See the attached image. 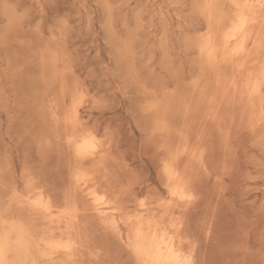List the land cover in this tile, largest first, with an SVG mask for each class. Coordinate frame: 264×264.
I'll list each match as a JSON object with an SVG mask.
<instances>
[{
	"label": "rangeland",
	"instance_id": "rangeland-1",
	"mask_svg": "<svg viewBox=\"0 0 264 264\" xmlns=\"http://www.w3.org/2000/svg\"><path fill=\"white\" fill-rule=\"evenodd\" d=\"M204 2L0 0V235L21 243L9 264H150L132 246L138 218L174 231L194 264H264V21L248 58L225 59L235 9L214 0L208 16ZM84 135L95 153L75 154ZM66 237L72 254L46 262L43 239Z\"/></svg>",
	"mask_w": 264,
	"mask_h": 264
},
{
	"label": "bare ground",
	"instance_id": "bare-ground-1",
	"mask_svg": "<svg viewBox=\"0 0 264 264\" xmlns=\"http://www.w3.org/2000/svg\"><path fill=\"white\" fill-rule=\"evenodd\" d=\"M213 2H214V0H205V2L203 3L204 4L203 9L206 13H208V16H209V14L211 16ZM229 2H231V4L233 5L235 10H234L232 20L230 21V24L227 27V29L224 33V36H223L225 43H226V47L224 49L225 51L223 54L225 56V59L235 58V57H238L240 55L248 58L250 54L247 50V44L249 43V41L252 39V37L254 35L253 34V28L255 26H259L264 21V8H262L260 6L261 0H229ZM259 28L262 30L263 26L261 25V27H259ZM210 31H212V30H210ZM255 35H256V33H255ZM260 38H261V36H260ZM204 41H205V44L201 47V50H202V52H205L207 54L206 56H208L209 59H212L214 61V59H216V52H217L214 34L212 32L211 33L209 32V34L206 35V39L204 38ZM256 41H257L256 42V44H257L260 40L258 41L256 39ZM257 55H258V53H257ZM242 60H244V58ZM213 61H212V63H213ZM242 62H241V64H242ZM208 63H209V60H208ZM254 63H256V62H254ZM252 65H253V63H252ZM261 66H263V64H261ZM239 70H240V67H239ZM257 71H255V73H257ZM258 72L260 73V71H258ZM250 74H252V73H250ZM263 76L261 77V79L263 78ZM252 77H253V75H252ZM252 77H251V79H252ZM251 79H250V81H251ZM257 81H259V80H257ZM260 82L261 81H259L258 84H260ZM245 83H247V84H245L247 87L248 82L246 81ZM251 83H252V81H251ZM233 84H235V83H233ZM259 87H261V84L259 85ZM247 88H246V90H247ZM236 89H237V86H236ZM248 90H249V88H248ZM257 91H260V90H257ZM246 92L248 93V91H246ZM253 92L252 93L250 92V94L252 95ZM256 93L257 92H255L254 95ZM256 95H258V93ZM69 140H72V139L70 138ZM98 147H99V144H98V142L94 136L84 135L76 141V147L75 148H76V151L78 153H75V154L83 155V154H85V152H89V151L95 153V151L98 149ZM164 168H165V171L167 174L166 176L168 177V179H166V180L171 183V185L170 184L169 185L171 186L170 190H171L172 194L177 196L178 198H181L182 201H184L183 199L187 200L188 199L187 197H191L192 195H191V193L188 192V189L186 188V186L183 183H181L180 181H177L176 175L178 173H175L172 166L169 163L168 164L165 163ZM180 179L181 178H179V180ZM93 196L95 197V198L93 197L94 201H97L96 204H98V201H101L104 199L103 195L102 196L96 195L95 192H93ZM89 197H90V195H89ZM187 201H189V199ZM37 202L38 203L36 205L39 206L42 210H44L45 213L46 212H48V214L50 213L49 217L51 219H55V221H57L58 223H61L62 215L54 214L50 211L51 210L50 201H49L48 197H46L43 193H41V191H40V200H38ZM99 203H101V202H99ZM187 204H188V202H187ZM163 210H164V208H163ZM115 213H116V211H115ZM64 215H65V213H64ZM146 218H148V217L146 216ZM45 220H48V219L46 218ZM136 221H137V218H136ZM20 222H22V221H20ZM154 222L142 220V218H141V220H139V218H138V222L135 224V226L133 228V236H132L133 249L135 250L136 246L139 245L142 249V254L140 256L144 260L148 261L150 264H170L172 257H171V254L169 252V249H174L176 253L180 254L181 259L188 258L190 260V264H194L192 256L190 254L186 253L182 249L181 245L179 244L180 240H177L174 231H171L170 229L165 228V227L162 228L157 223H154ZM50 224L51 223H49L48 225L50 226ZM57 225H59V224H57ZM115 225H116V223H115ZM173 225L176 226L175 223L172 224L171 226L173 227ZM23 226H25V225H23ZM68 228H69V225H68ZM174 228L175 227H173V229ZM19 230H20V228H19ZM138 234H139V236H138ZM49 235H50V233H49ZM126 235H127V233H126ZM41 237H42V235H41ZM66 238H67L66 240H60L59 238L58 239H55V238L43 239L44 241L42 242V245H44L43 246L44 251L41 250L43 252V257L47 256L50 259V257L53 256V254L55 256V255H57L55 253H57L59 251H62V252L65 251L66 253H68V252L71 253L74 245H73V242L68 239V237H66ZM11 239H12V234L10 232H7L3 235H0V256H2L4 264H9L8 258H9V254L11 251H13V250L18 251L20 249V246H19V245H21L20 241H17L18 245L14 246L11 243ZM33 240L35 242L34 238H33ZM128 240L130 241V239H128ZM36 242H38V244H39V242H41V241L39 240ZM39 247L41 248V246H39ZM39 247H38V250H39ZM38 252H39V255H41L40 250ZM62 256H63V254H62ZM47 257H45L44 259L46 260ZM70 258H71V256L69 257V259ZM41 260H43V259H41ZM53 261H56V260H51L50 262H53ZM46 262H47V260H46ZM64 264H65V262H64Z\"/></svg>",
	"mask_w": 264,
	"mask_h": 264
},
{
	"label": "snow or ice",
	"instance_id": "snow-or-ice-1",
	"mask_svg": "<svg viewBox=\"0 0 264 264\" xmlns=\"http://www.w3.org/2000/svg\"><path fill=\"white\" fill-rule=\"evenodd\" d=\"M260 6L262 8H264V0H261ZM187 198L190 199V197H187ZM138 236H139V234H138ZM135 251H136L138 256L142 254V249L139 245L136 246ZM169 252H170L171 257H172L170 264H190V260L188 258L181 259L180 254L176 253L174 249H169ZM0 264H4L2 256H0Z\"/></svg>",
	"mask_w": 264,
	"mask_h": 264
}]
</instances>
